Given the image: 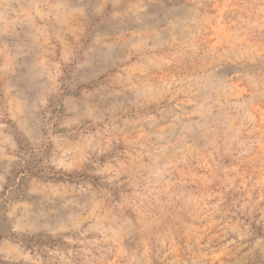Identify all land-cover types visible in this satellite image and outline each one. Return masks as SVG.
Instances as JSON below:
<instances>
[{
  "label": "rangeland",
  "instance_id": "1",
  "mask_svg": "<svg viewBox=\"0 0 264 264\" xmlns=\"http://www.w3.org/2000/svg\"><path fill=\"white\" fill-rule=\"evenodd\" d=\"M0 264H264V0H0Z\"/></svg>",
  "mask_w": 264,
  "mask_h": 264
}]
</instances>
